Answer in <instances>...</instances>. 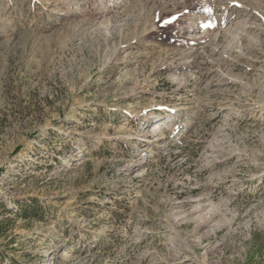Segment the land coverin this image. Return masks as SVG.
Returning <instances> with one entry per match:
<instances>
[{"label":"rangeland","instance_id":"1","mask_svg":"<svg viewBox=\"0 0 264 264\" xmlns=\"http://www.w3.org/2000/svg\"><path fill=\"white\" fill-rule=\"evenodd\" d=\"M0 224V264H264V0H0Z\"/></svg>","mask_w":264,"mask_h":264},{"label":"bare ground","instance_id":"2","mask_svg":"<svg viewBox=\"0 0 264 264\" xmlns=\"http://www.w3.org/2000/svg\"><path fill=\"white\" fill-rule=\"evenodd\" d=\"M157 128V127H156ZM160 130V128L157 130H154V131H151L152 133H156L157 131H159Z\"/></svg>","mask_w":264,"mask_h":264},{"label":"trees","instance_id":"3","mask_svg":"<svg viewBox=\"0 0 264 264\" xmlns=\"http://www.w3.org/2000/svg\"><path fill=\"white\" fill-rule=\"evenodd\" d=\"M0 225H1V224H0ZM0 232H3V231H2V227H1V226H0Z\"/></svg>","mask_w":264,"mask_h":264}]
</instances>
